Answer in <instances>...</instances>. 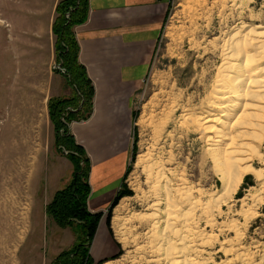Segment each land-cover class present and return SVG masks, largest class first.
<instances>
[{"label":"rangeland","instance_id":"374dc122","mask_svg":"<svg viewBox=\"0 0 264 264\" xmlns=\"http://www.w3.org/2000/svg\"><path fill=\"white\" fill-rule=\"evenodd\" d=\"M163 1L167 8L164 22L146 74L133 101L129 165L123 185L118 191L125 192L126 195L118 199L105 215L109 216L108 221L106 217L105 220L120 247L115 259H110L109 262L149 264V254L137 248L147 244L144 235L150 228V220L147 218V223L143 219H130L134 214H151L147 207L159 195L153 188L158 186L155 181L156 173L163 170L164 174L166 171L171 172H168L171 176L167 177L172 178L171 185L174 189L180 184V176L184 178L192 191V202L198 203L199 200L202 206H215L211 214L212 224L208 219L205 220L206 216L201 212L205 206L197 207L192 213L193 231L212 238L208 239L212 240L211 243L208 242V247H197L199 250L203 249L198 259L210 257L209 264H221V261L234 260V255L241 250L253 255L252 264H258L264 258V139L256 145L258 155L253 156L250 161L258 175H245L236 193L228 199L222 195L221 181L215 173L211 156L205 153L207 147L210 149V144L199 142L198 134L191 128L187 129V126H190L192 114L200 116V108L204 106L214 83L216 69L220 64L217 53L220 45L241 24L264 26V0ZM17 3L16 0H3L0 4V10L7 13L13 7V22L19 18ZM75 27L72 29L73 34ZM12 34L14 37L15 29ZM4 39V32L0 29L1 44ZM55 39L54 36V49ZM15 40L14 37L12 41ZM0 47V165L3 166V170L0 167V173L5 174V168L10 167H6L4 163L8 160L6 158L10 151L14 155L9 159L17 160L15 165L8 168L12 173H6L11 180L4 182H10L6 188L10 194L0 196V264H52L55 256L67 249L62 246V241L66 239L62 233L53 235L57 227L50 217L44 215L43 210L49 204L51 195L70 183L74 171L70 158L72 154L65 147L57 148L52 124L46 112L40 108L46 85L26 83L24 73L20 75L15 69L9 50H5L3 44ZM56 63L55 50L51 70L59 74L53 69ZM62 69L65 71L64 67ZM87 104L78 108V119L74 122L85 121L83 116L90 111ZM205 110L204 108L201 113ZM13 125L16 131L24 134L25 140L21 142L27 144V147L24 146L27 153H24L25 148L18 141L19 135H13ZM66 135H71L70 131ZM72 138L74 139L73 136ZM24 154L31 159H27ZM140 155L149 156L146 169L152 167L151 178L147 171L135 168ZM24 161H27L24 163L26 168L20 164ZM80 166L85 168L86 165ZM22 167L28 176L25 189L18 187L17 180V175L24 171ZM215 202L218 204L214 205ZM121 203L126 206L124 211H118ZM116 218L119 219L118 225L124 227L126 245L117 236ZM234 249L237 251L233 252ZM228 250L232 252L228 253ZM230 262L229 264L237 263ZM105 263L107 262L103 264Z\"/></svg>","mask_w":264,"mask_h":264},{"label":"crops","instance_id":"0c3cea01","mask_svg":"<svg viewBox=\"0 0 264 264\" xmlns=\"http://www.w3.org/2000/svg\"><path fill=\"white\" fill-rule=\"evenodd\" d=\"M16 1L19 18L15 22L13 7L9 13L0 10V24L4 23L0 29L6 39L2 44L26 83L46 85L40 108L49 119V99L73 94L64 75L51 70L55 59L52 25L60 0ZM166 10L163 0H88L87 19L74 28L78 61L94 89L91 115L84 122H71L68 128L89 159L88 211L102 213L89 246L92 264L109 262L120 251L105 215L124 182L132 144L134 96L149 66ZM14 29L16 40L12 41ZM43 211L46 215L45 208ZM55 227L53 235L62 233L66 239L62 246L71 249L77 243L73 229Z\"/></svg>","mask_w":264,"mask_h":264},{"label":"bare ground","instance_id":"6f19581e","mask_svg":"<svg viewBox=\"0 0 264 264\" xmlns=\"http://www.w3.org/2000/svg\"><path fill=\"white\" fill-rule=\"evenodd\" d=\"M233 31L232 35L224 39L220 45L219 52H217L220 64L216 69L214 83L208 93L209 95L206 96L204 106L202 105L200 108V116L196 117L191 112L190 126L187 124V129L191 128L192 131L198 134L199 142L203 141L207 145L210 144V149L205 146V153L211 156L215 173L219 175L221 181L222 195L228 199L232 198L236 193L245 175L253 173L258 175V172L252 168L250 161L253 156L258 155L256 145H259L264 139V26L241 24L240 27L233 29ZM204 108L206 110L201 113ZM11 129L15 137L19 135L18 141L20 145L23 147L26 145L27 147L26 143L23 144L21 142L25 140L24 134L21 131H16L14 125ZM26 147L23 149L24 153H27L25 151ZM28 149L31 150L30 148ZM8 154L9 157L6 158L8 160L4 163L6 167H11L15 165L17 160L9 159L11 155H14L11 151ZM21 154L23 155V152ZM148 157L138 156L135 168L147 171L148 177H150L152 167L146 169V163L149 162ZM25 162L27 161L20 162L24 168H26ZM0 167L3 170V166L0 165ZM10 167L8 168L10 169ZM8 168L4 170L6 173L11 172ZM22 170H24L23 167ZM168 172L170 171H166L164 174L163 170H160L156 173L155 181L158 186L155 185L156 187L154 186L153 188L159 195L156 196L154 194L156 199L147 207L150 209L151 214L146 216L134 214L131 216L130 220L143 219L147 221V218L150 220V228L148 226L149 229L144 235L147 244L145 243L146 246L143 245V247L137 249L149 254L147 259L149 264H209L210 257L203 258L207 255L203 256V259H198L203 253V249L199 250L198 248L208 247V242L211 243L212 240L208 241L211 237L203 235L204 233L193 231L192 213L197 207L202 208L205 206L201 212L206 216L205 220L208 219L210 222L212 210L215 206L207 204L202 206L203 204H199V200L198 203L196 201L192 202L190 193L192 191L190 187H187L186 181L181 176L180 180H178L180 184L177 189H174L171 185L172 178L167 177L169 175ZM6 173H0V196H8L10 194L8 189H6L9 187L10 182L4 183L6 180H11L7 178L9 174ZM14 176L16 175L14 174ZM26 179H28V176L24 170L17 175L18 187L25 189ZM216 204L218 202H215L214 205ZM118 207V211L121 209L124 211L126 206L121 203ZM118 220V218L115 219L117 236L120 242L126 245L124 227L118 225ZM208 221L206 222L208 223ZM228 251L230 253L231 250ZM235 251L237 250L234 249L233 252ZM251 256L253 257V255ZM251 256L249 253L240 250L234 255V260L230 259V261L232 263L235 261V263L237 262L236 264H252ZM229 262L221 261L220 263L229 264ZM105 264H110V262ZM258 264H264V258H261V262Z\"/></svg>","mask_w":264,"mask_h":264},{"label":"trees","instance_id":"16d2710c","mask_svg":"<svg viewBox=\"0 0 264 264\" xmlns=\"http://www.w3.org/2000/svg\"><path fill=\"white\" fill-rule=\"evenodd\" d=\"M56 18L52 32L55 36L56 61L65 68V79L71 86L73 94L69 98H51L48 101V115L55 134L57 148L69 150L74 171L70 183L55 192L45 213L60 228L70 227L77 236V243L69 250L62 251L56 256L52 264H92L89 256V246L96 231L102 213H90L87 209V198L90 188L87 182L89 173V159L83 148L76 145L69 133L68 124L78 119V108L87 104L92 111L94 89L87 78L84 67L78 61L79 47L73 34V27L83 24L87 19L88 0H61L56 6ZM68 14V17H66ZM81 104V105H80ZM68 130V131H67ZM83 155L85 157L83 158ZM80 164L86 165L82 168ZM125 192L117 193L116 201ZM109 216H106L108 221ZM115 257L112 258V260ZM107 261V260H106ZM101 261L98 264H103Z\"/></svg>","mask_w":264,"mask_h":264},{"label":"built area","instance_id":"2783aa9c","mask_svg":"<svg viewBox=\"0 0 264 264\" xmlns=\"http://www.w3.org/2000/svg\"><path fill=\"white\" fill-rule=\"evenodd\" d=\"M66 17H68V15H66ZM53 69L56 70V71H58L59 74H61V75H65V73H66L64 71V69H62V67L60 66V64H58V63L54 64Z\"/></svg>","mask_w":264,"mask_h":264}]
</instances>
